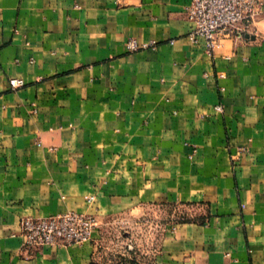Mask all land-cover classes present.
<instances>
[{"label":"crops","instance_id":"1","mask_svg":"<svg viewBox=\"0 0 264 264\" xmlns=\"http://www.w3.org/2000/svg\"><path fill=\"white\" fill-rule=\"evenodd\" d=\"M191 1L0 0V264H146L100 257L101 225L174 204L205 221L147 264H264V6L210 51ZM66 211L90 240L24 245L23 217Z\"/></svg>","mask_w":264,"mask_h":264},{"label":"built area","instance_id":"2","mask_svg":"<svg viewBox=\"0 0 264 264\" xmlns=\"http://www.w3.org/2000/svg\"><path fill=\"white\" fill-rule=\"evenodd\" d=\"M263 6V0H192L187 8V17L193 24L189 36L194 43L204 39L208 50L213 51L220 45L221 34H251L253 23L262 13ZM156 45V41H140L134 37L127 41L130 52ZM9 83L13 89L25 84L16 77L11 78ZM221 89L224 90V87ZM215 109L223 111L222 105H217ZM94 199V196L87 197L89 203ZM97 227L98 219L94 214L66 211L46 217L25 216L20 221V234L26 247H61L90 240Z\"/></svg>","mask_w":264,"mask_h":264},{"label":"rangeland","instance_id":"3","mask_svg":"<svg viewBox=\"0 0 264 264\" xmlns=\"http://www.w3.org/2000/svg\"><path fill=\"white\" fill-rule=\"evenodd\" d=\"M194 206L174 204L111 218L101 225L98 242L100 257L113 261L150 263L159 250L167 225L186 221L204 222Z\"/></svg>","mask_w":264,"mask_h":264},{"label":"water","instance_id":"4","mask_svg":"<svg viewBox=\"0 0 264 264\" xmlns=\"http://www.w3.org/2000/svg\"><path fill=\"white\" fill-rule=\"evenodd\" d=\"M246 37H250V35L249 34H246ZM252 37V36H251Z\"/></svg>","mask_w":264,"mask_h":264}]
</instances>
